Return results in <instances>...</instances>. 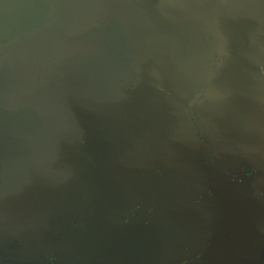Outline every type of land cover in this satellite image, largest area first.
I'll return each instance as SVG.
<instances>
[{
    "label": "flooded vegetation",
    "instance_id": "obj_1",
    "mask_svg": "<svg viewBox=\"0 0 264 264\" xmlns=\"http://www.w3.org/2000/svg\"><path fill=\"white\" fill-rule=\"evenodd\" d=\"M96 24L106 28L100 18ZM204 40L207 64L193 85L160 79L148 49L37 51L45 70L69 62L86 72L46 89L42 75L32 79L31 103L37 94L60 103L66 127L46 145L60 159L44 165L72 176L57 178L58 201L43 219L35 209L20 212L9 198L19 195L18 171L10 169L25 161L1 136L0 264H84L77 249L90 232L100 264H131L133 248L142 264H264V171L238 159L242 151L199 112L234 45L218 50L208 31ZM79 104L89 106L71 107ZM29 142L34 148L35 138ZM20 215L32 230L39 224L37 241L20 236Z\"/></svg>",
    "mask_w": 264,
    "mask_h": 264
},
{
    "label": "water",
    "instance_id": "obj_2",
    "mask_svg": "<svg viewBox=\"0 0 264 264\" xmlns=\"http://www.w3.org/2000/svg\"><path fill=\"white\" fill-rule=\"evenodd\" d=\"M100 10L103 15L98 16ZM97 18L106 28L96 24ZM207 31L218 50L224 44L234 49L230 67L211 82L209 100L199 112L214 122L219 136L242 151L238 159L264 171V0H0V132H7L0 138L13 139L15 160L25 161V167L10 169L18 171L14 186L19 195L9 198L18 200L20 212L35 209L36 220L43 219L58 201L55 191L63 184L57 178L72 176L70 168L44 165L60 159V152L46 145L52 141L54 146L66 127L60 103H47L40 94L31 103L33 76L42 75L46 89L60 85L62 75L86 73L69 62L62 69L59 63L45 70L37 51L148 49L158 60L155 74L160 79L193 85L206 68ZM33 138L34 148L29 142ZM25 218L20 215V236L31 242L36 235L37 241L39 224L32 230L35 224ZM93 235L87 233L77 249L84 264H100L101 249L93 245ZM62 246L59 240V260ZM133 250L131 264H142L141 249Z\"/></svg>",
    "mask_w": 264,
    "mask_h": 264
}]
</instances>
